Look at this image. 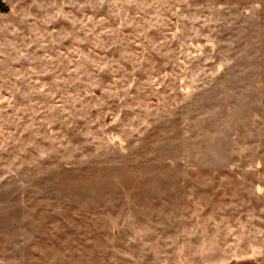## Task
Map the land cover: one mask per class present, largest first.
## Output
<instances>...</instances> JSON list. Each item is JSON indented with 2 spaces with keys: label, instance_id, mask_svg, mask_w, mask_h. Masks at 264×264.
Wrapping results in <instances>:
<instances>
[{
  "label": "rangeland",
  "instance_id": "1",
  "mask_svg": "<svg viewBox=\"0 0 264 264\" xmlns=\"http://www.w3.org/2000/svg\"><path fill=\"white\" fill-rule=\"evenodd\" d=\"M0 1V264H264V0Z\"/></svg>",
  "mask_w": 264,
  "mask_h": 264
},
{
  "label": "trees",
  "instance_id": "2",
  "mask_svg": "<svg viewBox=\"0 0 264 264\" xmlns=\"http://www.w3.org/2000/svg\"><path fill=\"white\" fill-rule=\"evenodd\" d=\"M6 10H7L6 5L2 1H0V12H5Z\"/></svg>",
  "mask_w": 264,
  "mask_h": 264
}]
</instances>
